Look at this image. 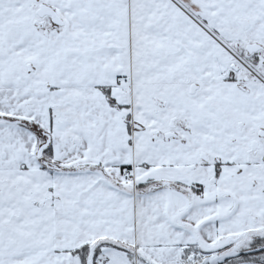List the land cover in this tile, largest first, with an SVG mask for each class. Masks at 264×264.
I'll use <instances>...</instances> for the list:
<instances>
[{"label": "snow or ice", "instance_id": "obj_1", "mask_svg": "<svg viewBox=\"0 0 264 264\" xmlns=\"http://www.w3.org/2000/svg\"><path fill=\"white\" fill-rule=\"evenodd\" d=\"M0 264H264V0H0Z\"/></svg>", "mask_w": 264, "mask_h": 264}]
</instances>
